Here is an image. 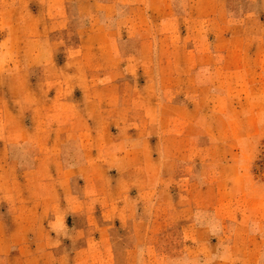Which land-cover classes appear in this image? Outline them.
Instances as JSON below:
<instances>
[{
  "label": "rangeland",
  "instance_id": "1",
  "mask_svg": "<svg viewBox=\"0 0 264 264\" xmlns=\"http://www.w3.org/2000/svg\"><path fill=\"white\" fill-rule=\"evenodd\" d=\"M259 6L0 0V264H264V64L239 59L251 79L236 74L231 106L209 92L198 103L206 78L185 64L191 46L261 39L264 13L246 15ZM113 39L140 56L138 87L95 96L79 58L112 61ZM102 113L153 126L142 133L171 172L168 192L138 178L125 190L130 158L101 145Z\"/></svg>",
  "mask_w": 264,
  "mask_h": 264
},
{
  "label": "crops",
  "instance_id": "2",
  "mask_svg": "<svg viewBox=\"0 0 264 264\" xmlns=\"http://www.w3.org/2000/svg\"><path fill=\"white\" fill-rule=\"evenodd\" d=\"M199 1L200 0H197V2ZM214 9L217 10V7ZM253 11L255 12H247L246 15L264 13V0H260L259 8L256 10L253 9ZM226 13L223 7L219 8L218 14L221 15ZM201 14H206V11L201 12ZM261 32L259 31L257 33V37L259 36L261 39H257L255 42H250L248 39L242 40L237 46L233 44V41L223 48L218 47L216 44V46L209 51H206L204 47L191 46V48L194 47L195 51L193 52L195 54L189 53L185 60V64L196 66L199 69L198 75L200 78H206L200 85L201 91L197 98L198 103H202L205 92L213 93L216 97L223 96L224 102H227L226 97H229L230 106L235 103V100L231 98V95H233L232 88L236 87L235 84L237 82L235 76L239 72L246 74L241 71L247 65L245 61L240 62L239 59L243 58L246 60V57H251L259 64H264V54L262 53L264 52L262 50L264 49V27ZM124 42L125 41L122 40L116 41V39L111 40V45L114 50L111 52L113 59L110 62H105L102 58H99L96 51L91 61L86 60L85 63H83L82 59L79 58L78 68L80 65V71L82 72L80 78L86 80L85 89H89L90 94L93 93L95 96H99L102 94L103 89H109L110 85H115L113 94L125 96V87L129 85L128 83L135 88L134 90L136 92V87H138L136 79L139 78L137 69L141 67V62L137 61V59H139L140 56L128 50ZM142 45L143 42L141 41L140 47ZM99 47L100 49L105 48V43H100ZM142 48L143 47H141V49ZM203 71L207 73L209 71V75H207V73L202 74ZM244 71H248V68H244ZM260 74L264 75V70H261ZM76 78L78 79V76ZM245 78L251 79L248 74H246ZM223 79L226 82L224 89H222L221 86ZM108 80H115L117 82H108V84H106ZM102 81L105 82L101 84ZM85 93L87 94L88 92L86 91ZM109 113L111 114V111ZM114 114L112 113L114 119L111 120L110 117L105 118L102 113V118L104 120L100 123L104 140L101 142V145H103V148H106L109 144L110 147L119 144L124 145V155L125 157L127 155L130 159L128 164L118 169L117 176L120 178V181H124L127 184L128 187L125 190L132 188L131 181L137 180L138 178V180H140V190L168 192L171 184L168 175H171V172H164L159 169L156 163L158 157L155 156V149L153 148V143L157 141H153L151 134L143 135L142 133L143 127L152 128L153 126L151 124L148 125L147 121L145 123L144 121L138 122L135 120L119 119L116 118L118 116H114ZM119 116L121 115L119 114ZM183 122L188 124V121ZM117 127L120 128L119 133L123 134L122 136L115 137L113 135L114 128ZM131 127H139L141 129V132H138L140 135L133 134L128 136L126 134L128 132L126 131ZM142 154L149 160V165L142 164ZM131 155H133V157H131ZM126 177H130V180H127Z\"/></svg>",
  "mask_w": 264,
  "mask_h": 264
}]
</instances>
